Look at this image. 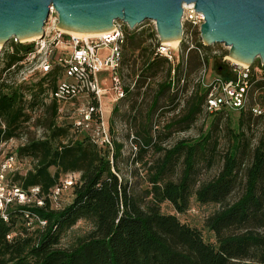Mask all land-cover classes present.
Here are the masks:
<instances>
[{
    "label": "trees",
    "instance_id": "trees-1",
    "mask_svg": "<svg viewBox=\"0 0 264 264\" xmlns=\"http://www.w3.org/2000/svg\"><path fill=\"white\" fill-rule=\"evenodd\" d=\"M125 29L120 67L124 52H138L144 56L146 72L155 75L164 69L167 58L148 48L141 50L155 31ZM195 44L188 51L184 45L177 66L168 70L175 79L159 85L152 111L173 85L175 92L168 99L175 106L179 93L189 88V76L205 67L207 60L201 53L207 49L201 42ZM32 51L33 44L11 40L0 53V147L26 138L10 154L16 169L7 176V184L25 193L38 188L37 198L43 205L8 208L7 222L0 219V264H264V65L259 60L251 66V88L242 109L207 114L204 105L209 89L200 83L185 99L181 115L172 123L177 131H186L198 117L215 115L206 136L160 148L157 141L171 133L169 123L158 140L147 137L138 146L134 140L137 155L151 146L162 152L147 167V187L134 189L118 176L121 144L113 143L109 152L94 145L74 123L58 124L59 106L51 96L62 78L61 66L53 65L35 82L13 80ZM82 99L87 106H97L92 96ZM255 107L263 110L262 115H253ZM227 112H238V117L227 130L228 145L218 157L220 169L211 180L198 182L197 164H213L218 147L212 134ZM30 129L41 130V136H29ZM252 130L258 134L255 145L247 136ZM23 160L31 164L24 174ZM180 160L181 172L173 180L175 162ZM69 175H78L67 189L71 201L61 206L59 199L54 208L51 193ZM192 201L197 207H217L203 223L213 243L206 242L197 228L181 222L179 217L189 212ZM164 205L171 211L165 213ZM37 219L45 226H38ZM81 221L91 225L90 231L63 247L62 239Z\"/></svg>",
    "mask_w": 264,
    "mask_h": 264
},
{
    "label": "rangeland",
    "instance_id": "rangeland-1",
    "mask_svg": "<svg viewBox=\"0 0 264 264\" xmlns=\"http://www.w3.org/2000/svg\"><path fill=\"white\" fill-rule=\"evenodd\" d=\"M55 18V14L51 15L44 26L47 34H49V38L54 34L53 29L54 26H56V23L54 24ZM141 29L155 31V26L153 22L145 21L130 31L135 32ZM35 40H25L21 44H33L34 46ZM200 42L205 46L201 41L199 30H197L192 38V45L195 46V43ZM160 43L161 42L155 34L153 39L145 40L143 42L141 50L142 48H148L150 51L156 52ZM184 45L187 48L186 39L182 36V40L177 42L175 47H167L172 59H166L167 63L164 69L158 71L155 75L150 74V71H145L144 56H142L141 53L138 54V52H135L134 54L129 55L127 52H124V57L119 70L124 94L123 97L117 101L112 97L110 84L101 83L105 74L100 73L98 75L100 87L104 90L100 96L103 121L108 129H110L113 143H118L122 146L120 158L117 161L118 176L121 180H127L129 185L134 189H143L147 187V167L162 156V152H156L154 146L147 148L140 155H137L139 151L136 152L133 150L132 144H135L134 140L136 139L138 146L141 145L147 137H152L153 139L157 138L158 140L161 134H165V126L172 123L181 115L183 102L189 97L190 93L193 92L197 83H200L205 87L204 85L215 77L231 80L234 76V73L231 71L233 69L231 67V61L228 59V49L222 44L205 46L207 50L205 52L202 51L201 53L207 60L204 67L205 73L203 81H201V79L204 68H201L197 73L189 76V88L186 91L182 90L178 95L177 102L174 103L175 106L178 104L176 110L170 99H168V97L170 98L175 92L176 86L173 85V89L160 98L157 107L152 111V102L158 93L159 85L164 81H168L170 78L175 79V75H172V72L168 75V70H172L177 66V62L181 59ZM3 50L4 46H0V53ZM157 59H161L160 56L157 57ZM256 61H258V59L254 61L253 67L255 66ZM169 66L171 69H169ZM41 76L42 75L37 71L35 64L25 62L22 69L14 76L13 80L17 82L31 83L39 80ZM86 108L87 104L82 98L67 104L62 113H59L58 115V124L72 125L79 119L80 112L84 111ZM214 117L215 115L198 117L194 124L186 131H177V126L172 123L173 127L170 135L163 141L158 140L157 144L160 148L169 149L181 140H186L188 142L197 141L201 137L206 136L209 132ZM237 117L238 112H227L226 114H223L221 119L217 122L218 130L216 133H213L212 136L213 139L217 141L218 153L213 164H208L205 161H201L197 164L199 170L196 174V180H198V182L211 180L217 175L221 165L218 157H220L228 145L227 130L235 124ZM29 131L31 132L29 136L35 135L36 138H39L42 133L41 130L30 129ZM247 136L250 138L251 144L255 145L258 140V134L256 131L252 130L251 132H248ZM25 140V137L21 140H16V143L13 144V146H19L24 143ZM135 152L136 155H134ZM30 168L31 164L28 160H23L21 162L20 169L22 174ZM181 169V160L175 162L171 179L175 180L179 176ZM234 196L230 198V201L234 199ZM60 201L61 206L68 205L71 201V191H63ZM216 209L217 207L212 205L197 207L192 201L189 212L185 216H180L179 218L181 222L197 228L206 242L213 243V236L206 232L203 223L205 217ZM163 211L165 213L170 212L171 208L164 205ZM90 229L91 225L88 222L81 221L77 223V225L62 239L61 245L63 247L70 246L77 238L87 234Z\"/></svg>",
    "mask_w": 264,
    "mask_h": 264
},
{
    "label": "built area",
    "instance_id": "built-area-1",
    "mask_svg": "<svg viewBox=\"0 0 264 264\" xmlns=\"http://www.w3.org/2000/svg\"><path fill=\"white\" fill-rule=\"evenodd\" d=\"M182 10V36L186 39L188 51L194 48L192 38L195 31L199 30L204 18L202 14L195 11L193 4H183ZM53 14L55 13L50 8L49 17ZM56 22L55 18L54 24ZM53 32L54 34L49 38V34L44 28L43 39L35 40L33 51L27 55L25 62L35 64L39 73L48 72L53 65L62 67V78L58 81L51 96L58 104L60 114L67 104L79 98L92 96L96 99L97 106H87L84 111L80 112V117L74 124L77 129L88 136L94 145L110 152L113 149V141L107 125L103 121L100 96L104 90L100 87L98 75L105 74L101 83L110 84V91L115 101L123 97L124 91L119 69L121 47L127 37L125 25L116 22L111 31L92 37L66 33L58 30L56 26H54ZM12 41L22 43L14 38ZM159 45L156 49L157 54L171 60L172 56L168 48L163 43ZM231 67L233 68L231 71L234 73L231 80L215 77L204 85L209 89L204 105V111L207 114H215L222 110L238 111L247 103L251 88L249 80L251 66H238L231 63ZM253 70L257 71L256 68ZM204 73L205 68L201 81L204 79ZM252 113L254 116H260L263 110L255 107L252 109ZM94 116H97L98 119L94 120ZM15 143L11 140L0 147V219L5 223L8 220V208L11 206L35 204L41 207L43 205V201L37 198L38 188H32L29 193H25L19 188L7 184V176L16 169L15 159L10 155L17 147L13 146ZM133 150H136L135 147ZM77 179L78 175H69L62 180L60 186L54 188L50 197L52 207H58L62 192L70 189ZM36 221L38 226H45V222L38 219Z\"/></svg>",
    "mask_w": 264,
    "mask_h": 264
},
{
    "label": "water",
    "instance_id": "water-1",
    "mask_svg": "<svg viewBox=\"0 0 264 264\" xmlns=\"http://www.w3.org/2000/svg\"><path fill=\"white\" fill-rule=\"evenodd\" d=\"M203 15L199 28L205 46L222 44L228 57L264 65V0H0V46L44 37L50 8L58 30L76 34L111 31L119 22L132 30L154 23L161 43L182 40V5Z\"/></svg>",
    "mask_w": 264,
    "mask_h": 264
},
{
    "label": "bare ground",
    "instance_id": "bare-ground-1",
    "mask_svg": "<svg viewBox=\"0 0 264 264\" xmlns=\"http://www.w3.org/2000/svg\"><path fill=\"white\" fill-rule=\"evenodd\" d=\"M63 32H64V31H63ZM66 33H69V32H66ZM72 34H73V35H77V36H81V37H92V36L97 35V34H76V33H72ZM35 39H37V38H31V39H28V41H33V40H35ZM177 42H178V41H173V42H166V43H163V44H164L165 47L173 48V47H175V46L177 45ZM228 59L231 61V63H233V64H235V65H238V66H244V64H241V63H239V62H236V61L230 59L229 57H228Z\"/></svg>",
    "mask_w": 264,
    "mask_h": 264
}]
</instances>
